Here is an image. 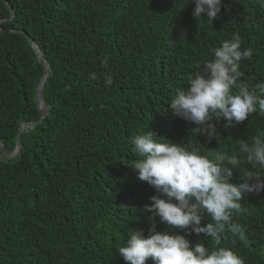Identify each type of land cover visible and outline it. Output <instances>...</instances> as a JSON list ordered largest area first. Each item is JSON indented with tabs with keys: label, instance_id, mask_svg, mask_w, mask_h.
<instances>
[{
	"label": "trees",
	"instance_id": "1",
	"mask_svg": "<svg viewBox=\"0 0 264 264\" xmlns=\"http://www.w3.org/2000/svg\"><path fill=\"white\" fill-rule=\"evenodd\" d=\"M222 3L212 24L193 17L189 0H0V264H126L118 249L131 231L149 234L151 213L142 208L157 195L132 167L131 137L150 130L231 156L239 155L238 140L264 136V116L252 113L227 128L214 121L219 142L197 137L190 133L196 125L168 105L233 33L253 53L240 62L241 81L264 83V3ZM30 38L50 64L48 114L21 132L19 154L6 157L2 144L13 152L21 124L42 117L37 91L45 66ZM243 169L264 176L245 163L233 183ZM241 204L247 211L233 220L247 240L226 233L222 245L245 264H264V191ZM156 226L168 230L159 217ZM172 231L193 246H212L205 234Z\"/></svg>",
	"mask_w": 264,
	"mask_h": 264
},
{
	"label": "clouds",
	"instance_id": "2",
	"mask_svg": "<svg viewBox=\"0 0 264 264\" xmlns=\"http://www.w3.org/2000/svg\"><path fill=\"white\" fill-rule=\"evenodd\" d=\"M189 2L194 4V18H204L212 24L223 6L222 0ZM241 44L239 34L233 33L220 47L211 49L212 58H206L202 69L189 77L187 87L178 89L170 99L173 114L196 125L190 130L193 135L219 142L214 121L223 119L227 128L252 113L264 116V83L250 88L241 81L240 62L253 54L250 48L242 49ZM90 78L95 79V74ZM106 83L111 85L110 76ZM130 139L138 157L132 167L157 195L142 208V213H151L149 234L145 236L139 229L131 231L118 249L126 264H147L149 260L153 264H245L222 241L226 233H231L234 240H247L246 229L233 217L247 211L241 204L244 196L264 191V176L243 169L238 184L232 178L245 163L264 169V136L256 135L250 142L238 140L239 155L231 156L221 151L204 154L194 142L172 143L150 130ZM157 217L168 230H157ZM204 220L207 222L202 224ZM173 228L188 235L205 234L212 246H205L204 240L193 246Z\"/></svg>",
	"mask_w": 264,
	"mask_h": 264
},
{
	"label": "water",
	"instance_id": "3",
	"mask_svg": "<svg viewBox=\"0 0 264 264\" xmlns=\"http://www.w3.org/2000/svg\"><path fill=\"white\" fill-rule=\"evenodd\" d=\"M7 5L10 7L11 10H13L12 6L6 1ZM14 15V12H13ZM30 41L39 57V59L41 61H43L44 66H45V72H44V76L42 78V81L38 87V91H37V99H38V106L40 111L42 112V117L40 120L36 121V122H23L21 124V127L19 129V134H18V140H17V146L16 149L13 152H8L4 146V144H2V153L4 154V156L6 157H14L17 156L20 152V148H21V141H20V135L21 132L23 130H26L28 128H33L35 125H37L44 117H46V115L48 114V109L46 106V103L44 101V89H45V84L47 82L48 79V75H49V69H50V64L48 62V60L46 59L44 52L41 50V48L37 45V43L34 41V39L30 38ZM42 103L45 105V107L42 106Z\"/></svg>",
	"mask_w": 264,
	"mask_h": 264
},
{
	"label": "bare ground",
	"instance_id": "4",
	"mask_svg": "<svg viewBox=\"0 0 264 264\" xmlns=\"http://www.w3.org/2000/svg\"><path fill=\"white\" fill-rule=\"evenodd\" d=\"M42 106L45 107V105L42 103Z\"/></svg>",
	"mask_w": 264,
	"mask_h": 264
}]
</instances>
